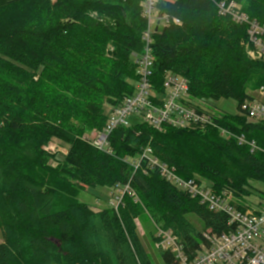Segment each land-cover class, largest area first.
Segmentation results:
<instances>
[{
    "label": "trees",
    "instance_id": "obj_1",
    "mask_svg": "<svg viewBox=\"0 0 264 264\" xmlns=\"http://www.w3.org/2000/svg\"><path fill=\"white\" fill-rule=\"evenodd\" d=\"M142 2L0 0V264H156L138 231L142 218L155 231H172L190 257L204 231L233 230L227 215L191 199L148 161L136 169L147 148L181 179L204 181L218 194L244 200L251 183L264 186V124L240 116L223 114L217 126L260 151L252 154L214 128L159 132L136 119L112 133L111 154L85 138L105 128L107 109L134 94V56L143 52L148 30ZM223 2L264 26V0L158 2L151 46L156 92L173 74L188 81L193 101L241 105L264 86V64L242 46L247 27L220 15ZM51 140L68 146V154L44 151ZM126 187L135 197L125 193L118 210L95 212L77 201L86 189ZM158 257L175 264L170 253Z\"/></svg>",
    "mask_w": 264,
    "mask_h": 264
},
{
    "label": "built area",
    "instance_id": "obj_2",
    "mask_svg": "<svg viewBox=\"0 0 264 264\" xmlns=\"http://www.w3.org/2000/svg\"><path fill=\"white\" fill-rule=\"evenodd\" d=\"M159 1L165 0H143L141 3L143 14L148 21V30L143 34V52L134 56L138 76L134 94L125 98L119 107L109 109L107 124L103 130L96 132L91 141L92 146L111 154L109 138L112 133L118 128H130L132 120L136 119L159 132H163L167 127L201 131L214 128L218 130L221 138L227 141L235 140L238 146L248 147L252 154L260 151L255 142H249L244 135L237 136L219 128L216 120L221 114L204 108L199 101H193L189 96V83L186 79L167 74L162 92H156L151 83L154 63L151 46L153 33L159 24L156 10ZM219 13L231 17L234 23L247 27V40L242 43L246 55L251 61L264 64V26L251 20L242 12L241 7L235 4L227 5L223 2L219 5ZM165 19L166 23H169L168 19ZM173 23L180 25L177 20H173ZM250 97L251 99L239 105L241 114L238 116L245 118L249 123L264 124V86L250 94ZM48 147H45L44 151L47 152ZM49 152L51 151L47 153ZM143 160L148 161L149 166L157 169L164 180L188 194L191 199L207 206L211 212L227 215L229 226L234 227L231 232L221 236L211 230L204 231L202 244L193 257L186 253L179 238L172 231L156 228L157 251L173 255L175 264H264V207L245 211L237 209L232 193L218 194L202 182L181 179L176 169L162 164L153 156L150 148L145 150L136 164V169L140 168ZM124 191L132 198L135 197L129 187ZM124 194L117 199L115 210L121 205Z\"/></svg>",
    "mask_w": 264,
    "mask_h": 264
},
{
    "label": "rangeland",
    "instance_id": "obj_3",
    "mask_svg": "<svg viewBox=\"0 0 264 264\" xmlns=\"http://www.w3.org/2000/svg\"><path fill=\"white\" fill-rule=\"evenodd\" d=\"M170 1V0H165ZM252 93V92H251ZM254 94V93H252ZM199 103V102H197ZM204 108H209L211 111H215L221 115L227 114L232 116H238L241 114L239 109L238 102L234 100H220V101H209L208 103L201 102L199 103ZM107 113L109 110L107 109ZM96 136V132L90 133L86 135V139L92 141ZM52 144V145H49ZM47 150L51 155L61 156V158L68 154V146L64 145L59 140H51ZM43 148V149H44ZM47 151V152H48ZM49 165L54 169L58 167V164L50 161ZM203 184L206 185L204 181ZM252 192L251 196L244 200L236 199L234 204H239L243 206L245 209L258 210L264 207V186L258 183H251ZM125 193L123 189H109V188H97L96 190L86 189L85 191L79 193L77 201L80 203H84L88 205L93 211L98 212L107 208H114V206L118 203L117 199L121 198V196ZM246 205V207H245ZM191 222L199 229H202V224L196 218H190ZM138 231L142 238V241L146 247L148 254L153 258L156 264H161V261L158 257V251L155 248V244L153 245L152 239L155 235V230L152 224L144 223L143 218L137 221ZM2 243L1 235H0V244Z\"/></svg>",
    "mask_w": 264,
    "mask_h": 264
}]
</instances>
